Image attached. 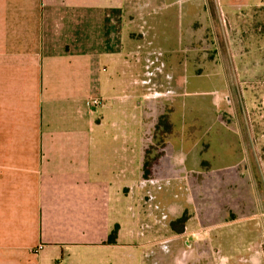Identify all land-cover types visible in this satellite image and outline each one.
Masks as SVG:
<instances>
[{"label": "crops", "instance_id": "1", "mask_svg": "<svg viewBox=\"0 0 264 264\" xmlns=\"http://www.w3.org/2000/svg\"><path fill=\"white\" fill-rule=\"evenodd\" d=\"M243 5L0 0V264H264V158L224 120L237 63L204 41L225 52L215 32ZM145 18L176 88L159 104L136 79ZM141 180L166 182L156 204Z\"/></svg>", "mask_w": 264, "mask_h": 264}, {"label": "rangeland", "instance_id": "2", "mask_svg": "<svg viewBox=\"0 0 264 264\" xmlns=\"http://www.w3.org/2000/svg\"><path fill=\"white\" fill-rule=\"evenodd\" d=\"M243 6L246 7H243L242 12L232 11L230 17H228L230 20H222L215 32L218 44H220L219 51L224 49L225 52L212 51L209 35L204 41L209 45H207L209 51L206 52L209 58L214 59L217 57L218 59L222 58L237 63L234 70L238 81L235 85L233 100L231 102L223 100L222 105L226 110L230 108L233 112L230 115L226 113L224 120L227 125L235 124L239 126L244 140L255 152V155L264 158V0H244ZM145 20L146 18L140 21L139 41L141 42L138 43L139 48H136L134 55L137 66L136 79L138 87H142L143 91L141 93L145 95L146 100L151 101L153 104H159L160 100H172L176 95V88L174 76L170 73L169 66L164 60V52L157 49L148 40L149 30ZM209 33L213 34L212 31H207V34ZM140 91L138 95L141 94ZM158 107L160 108V106ZM156 108L157 106L152 107V109ZM134 115L137 116L136 119L139 122V114L135 112ZM187 123L191 124L190 122ZM173 124L178 125L177 117L173 120ZM171 143V147H174L175 140H172ZM260 167L263 168V165L260 164ZM155 173L161 174L159 169H155ZM262 184L264 188V181ZM162 185L166 186V182L141 180L139 186L146 191L143 201L148 204L150 200V204H156L155 191L161 189ZM223 186L224 183L215 182L212 178H208L203 183V189L205 190L219 189ZM198 189L194 191V194L199 191ZM217 194L214 192L211 195L214 205L219 200ZM217 206L220 213L212 217V222H215V220L223 221V206L220 204ZM145 223H142L145 228L143 231L150 227ZM152 241L154 243L153 252L157 255L159 253L158 249L166 246V244H163V240L160 239H152ZM156 255L152 256L156 257ZM148 256V259H150L151 255ZM86 264H99V261L88 260ZM105 264L109 263L105 262ZM153 264H158L155 258Z\"/></svg>", "mask_w": 264, "mask_h": 264}, {"label": "trees", "instance_id": "3", "mask_svg": "<svg viewBox=\"0 0 264 264\" xmlns=\"http://www.w3.org/2000/svg\"><path fill=\"white\" fill-rule=\"evenodd\" d=\"M187 215H184L181 219L172 223V228L177 229L178 226L184 225L187 222ZM119 227L117 226L109 236L108 244H116L118 238Z\"/></svg>", "mask_w": 264, "mask_h": 264}, {"label": "built area", "instance_id": "4", "mask_svg": "<svg viewBox=\"0 0 264 264\" xmlns=\"http://www.w3.org/2000/svg\"><path fill=\"white\" fill-rule=\"evenodd\" d=\"M99 104H100V101L99 100H92L91 101V106H98Z\"/></svg>", "mask_w": 264, "mask_h": 264}, {"label": "flooded vegetation", "instance_id": "5", "mask_svg": "<svg viewBox=\"0 0 264 264\" xmlns=\"http://www.w3.org/2000/svg\"><path fill=\"white\" fill-rule=\"evenodd\" d=\"M187 248H188V246H187ZM187 248H186V250H187Z\"/></svg>", "mask_w": 264, "mask_h": 264}]
</instances>
